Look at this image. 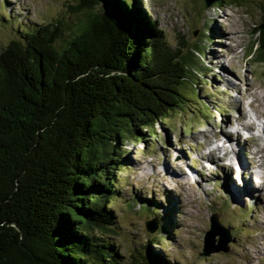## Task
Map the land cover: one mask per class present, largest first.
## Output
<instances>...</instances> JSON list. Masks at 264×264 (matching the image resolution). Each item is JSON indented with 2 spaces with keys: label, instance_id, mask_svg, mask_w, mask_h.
Listing matches in <instances>:
<instances>
[{
  "label": "trees",
  "instance_id": "16d2710c",
  "mask_svg": "<svg viewBox=\"0 0 264 264\" xmlns=\"http://www.w3.org/2000/svg\"><path fill=\"white\" fill-rule=\"evenodd\" d=\"M138 1L74 0L72 25H25L1 48L0 264H121L108 235L124 141L153 137L200 74ZM142 258L164 264L149 247Z\"/></svg>",
  "mask_w": 264,
  "mask_h": 264
},
{
  "label": "rangeland",
  "instance_id": "374dc122",
  "mask_svg": "<svg viewBox=\"0 0 264 264\" xmlns=\"http://www.w3.org/2000/svg\"><path fill=\"white\" fill-rule=\"evenodd\" d=\"M232 1H138L170 46L191 50L200 74L186 82L184 103L153 126V137L143 129L145 140L124 141L115 182L121 197L111 204L115 233L108 235L121 264H146L147 247L164 264H264V62L252 53L264 0ZM73 3L0 0V50L25 25L57 19L72 25ZM248 122L252 129H238ZM217 144L240 149L248 169H240L237 153L213 150ZM147 199L152 206L145 207ZM214 213L229 240L225 251H214L216 234L204 254ZM151 220L153 232L145 227ZM162 221L172 225L163 229Z\"/></svg>",
  "mask_w": 264,
  "mask_h": 264
},
{
  "label": "water",
  "instance_id": "95a60500",
  "mask_svg": "<svg viewBox=\"0 0 264 264\" xmlns=\"http://www.w3.org/2000/svg\"><path fill=\"white\" fill-rule=\"evenodd\" d=\"M217 1L219 0H203V3L205 6H210L212 3L217 2ZM259 27L264 29V19L262 23L259 25ZM145 227L147 231L153 232L155 229L154 222L152 220L147 221L145 223ZM222 228L223 227L221 226V224L219 223L217 219V215L215 213L212 214L210 216L209 230L206 231L205 236H204V244H205L204 254H208L209 252L212 251V250H208L207 247L209 246V244H212L211 242L213 241V237L216 234H219L220 236V239H219L220 243L216 247V249H214V251H219V250L225 251L226 250L224 244L229 240V237L227 235V230H225L226 232L219 230Z\"/></svg>",
  "mask_w": 264,
  "mask_h": 264
},
{
  "label": "bare ground",
  "instance_id": "6f19581e",
  "mask_svg": "<svg viewBox=\"0 0 264 264\" xmlns=\"http://www.w3.org/2000/svg\"><path fill=\"white\" fill-rule=\"evenodd\" d=\"M253 123H255V122H253ZM240 125V128H238L239 130H241V129H244V130H250V129H252V127L254 126L252 123H246V124H239ZM228 126V125H227ZM239 130H235L236 132H237V136H238V132H239ZM264 131V130H263ZM227 133V134H226ZM225 133V136H226V138L228 139V138H230L231 137V135H230V131L229 132H226ZM264 133V132H263ZM251 137V136H250ZM252 138V137H251ZM226 139V140H227ZM225 145H227V144H224V145H219V144H217V145H215V147H213L214 149L213 150H220V149H222V150H224V154H226L227 153V151H225L227 148H226V146ZM211 150H212V148H211ZM228 150V152H234V153H237L238 154V158H239V161H240V166H241V170L243 171V172H245L247 169H248V166L245 164V159H243V156L241 155V153H242V151L240 150V149H238V150H235V149H233V148H231V149H227ZM209 152H210V150H209ZM223 154V155H224ZM229 153H227V155H228ZM209 155V154H208ZM207 159H211V158H209L208 156L206 157ZM229 169H231V167H230V165L229 166H227ZM239 169V170H240ZM241 171V172H242ZM246 180V179H245ZM236 183H234V185H235ZM246 185H247V187H250V182L248 181V179H247V182H246ZM239 188L241 187V186H244L243 185V183H242V185H241V182L237 185ZM238 187H237V189H238ZM250 189H252V187L250 188ZM249 189V190H250Z\"/></svg>",
  "mask_w": 264,
  "mask_h": 264
}]
</instances>
